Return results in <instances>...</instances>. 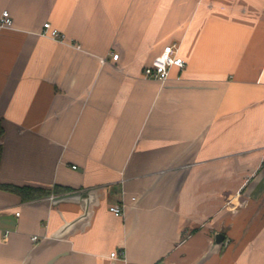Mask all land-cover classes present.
<instances>
[{
	"label": "crops",
	"instance_id": "crops-1",
	"mask_svg": "<svg viewBox=\"0 0 264 264\" xmlns=\"http://www.w3.org/2000/svg\"><path fill=\"white\" fill-rule=\"evenodd\" d=\"M5 10L0 186L51 194L0 187V264H264V0ZM169 44L185 68L145 78Z\"/></svg>",
	"mask_w": 264,
	"mask_h": 264
},
{
	"label": "built area",
	"instance_id": "built-area-1",
	"mask_svg": "<svg viewBox=\"0 0 264 264\" xmlns=\"http://www.w3.org/2000/svg\"><path fill=\"white\" fill-rule=\"evenodd\" d=\"M12 26L13 20L9 12L7 10L3 11L0 16V28L8 29V27L12 28ZM43 34L58 41L64 40V34L52 28L50 23H45L43 25ZM112 58L117 60L118 54H113ZM185 66V60L179 56V46L169 44L165 46L162 52L144 69L143 74L145 78H150L163 84L168 81L169 76H171L170 71L173 67L183 69ZM73 168H75V166H73ZM109 210L116 217H122L124 215L122 206L112 205L109 207ZM16 215H19V213L16 212ZM33 240H37V238L34 237ZM116 256V252L111 254L112 258Z\"/></svg>",
	"mask_w": 264,
	"mask_h": 264
},
{
	"label": "trees",
	"instance_id": "trees-1",
	"mask_svg": "<svg viewBox=\"0 0 264 264\" xmlns=\"http://www.w3.org/2000/svg\"><path fill=\"white\" fill-rule=\"evenodd\" d=\"M3 130L0 123V137L3 134ZM0 158H1V147H0ZM2 189H5L9 192L19 195L23 200H33L41 197L49 196L50 191L42 188H33V187H17V186H6L1 185Z\"/></svg>",
	"mask_w": 264,
	"mask_h": 264
},
{
	"label": "water",
	"instance_id": "water-1",
	"mask_svg": "<svg viewBox=\"0 0 264 264\" xmlns=\"http://www.w3.org/2000/svg\"><path fill=\"white\" fill-rule=\"evenodd\" d=\"M71 197H73L72 195H68V196H60V197H50V198H48L49 200H51V202H56V201H58V200H61V199H70ZM224 239H225V236H224V234H222V233H216V235H215V241H216V243L217 244H220V243H222L223 241H224Z\"/></svg>",
	"mask_w": 264,
	"mask_h": 264
},
{
	"label": "rangeland",
	"instance_id": "rangeland-1",
	"mask_svg": "<svg viewBox=\"0 0 264 264\" xmlns=\"http://www.w3.org/2000/svg\"><path fill=\"white\" fill-rule=\"evenodd\" d=\"M47 190V189H46ZM50 194H51V191H50ZM50 194H49V196H50Z\"/></svg>",
	"mask_w": 264,
	"mask_h": 264
}]
</instances>
